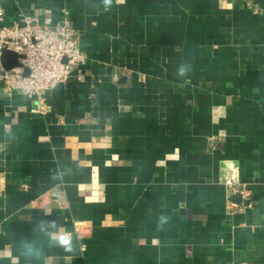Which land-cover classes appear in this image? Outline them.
<instances>
[{"label":"crops","instance_id":"0c3cea01","mask_svg":"<svg viewBox=\"0 0 264 264\" xmlns=\"http://www.w3.org/2000/svg\"><path fill=\"white\" fill-rule=\"evenodd\" d=\"M0 8L67 10L88 55L41 98L0 85V264L264 263V0Z\"/></svg>","mask_w":264,"mask_h":264},{"label":"built area","instance_id":"2783aa9c","mask_svg":"<svg viewBox=\"0 0 264 264\" xmlns=\"http://www.w3.org/2000/svg\"><path fill=\"white\" fill-rule=\"evenodd\" d=\"M62 12L63 17L58 22L49 17L42 19L38 15L20 13L10 25L0 28V71L4 70L2 49L8 48L20 55L21 66L0 73V85L8 92L41 98L46 91L68 81L86 64L88 55L80 45V32L69 12L65 9ZM34 110L43 111L45 105L40 104ZM227 184L232 185L230 181Z\"/></svg>","mask_w":264,"mask_h":264},{"label":"clouds","instance_id":"9594fccd","mask_svg":"<svg viewBox=\"0 0 264 264\" xmlns=\"http://www.w3.org/2000/svg\"><path fill=\"white\" fill-rule=\"evenodd\" d=\"M113 4V0H103V5L105 9H110ZM190 71L189 67L186 66H180L178 70V75L180 77H185L188 75ZM52 227H55L54 222H50ZM167 223V218L166 217H161L160 218V224L163 225ZM50 237L52 241L59 246L63 247L66 251H71L72 250V236L70 233L67 232H54L50 233Z\"/></svg>","mask_w":264,"mask_h":264},{"label":"water","instance_id":"95a60500","mask_svg":"<svg viewBox=\"0 0 264 264\" xmlns=\"http://www.w3.org/2000/svg\"><path fill=\"white\" fill-rule=\"evenodd\" d=\"M20 55L8 48L2 49L1 54V64L3 66L4 70H9L16 66H21V63L19 61ZM4 70H1L0 73L3 74ZM28 71L26 70V73ZM243 201L242 195L240 193H236L230 197V203L233 206H236L237 204H240Z\"/></svg>","mask_w":264,"mask_h":264}]
</instances>
